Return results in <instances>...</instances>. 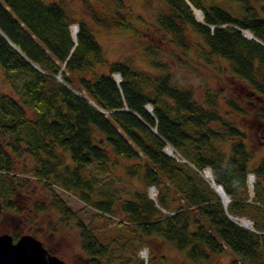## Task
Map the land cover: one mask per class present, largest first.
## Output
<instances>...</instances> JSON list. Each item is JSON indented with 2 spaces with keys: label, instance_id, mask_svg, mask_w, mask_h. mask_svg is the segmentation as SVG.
<instances>
[{
  "label": "trees",
  "instance_id": "obj_1",
  "mask_svg": "<svg viewBox=\"0 0 264 264\" xmlns=\"http://www.w3.org/2000/svg\"><path fill=\"white\" fill-rule=\"evenodd\" d=\"M165 1L155 24L178 56H199L224 79L221 88L207 84L202 100L159 55L151 58L156 71L109 59L90 24L73 17L63 0H0V70L22 78L14 94L0 90V215L27 222L32 215L20 197L32 177L49 193L48 201L32 202L33 215L53 210L64 223L75 219L80 264H159L163 259L156 263L152 253L147 260L139 254L154 238L186 250L192 263L264 264V155L256 156L264 148V16L252 0H238L239 15L215 0ZM114 2L113 14L95 19L130 26L121 12L125 0ZM228 77L244 92H235L234 82L226 90ZM232 114L251 115L257 125L251 132ZM22 158L33 164L16 171ZM119 164L139 186L115 185ZM205 168L228 195L227 206ZM56 188L73 192L104 221L117 219L118 229L84 222ZM235 216L250 219L252 228ZM10 233L21 235L16 226Z\"/></svg>",
  "mask_w": 264,
  "mask_h": 264
},
{
  "label": "rangeland",
  "instance_id": "obj_2",
  "mask_svg": "<svg viewBox=\"0 0 264 264\" xmlns=\"http://www.w3.org/2000/svg\"><path fill=\"white\" fill-rule=\"evenodd\" d=\"M63 1L70 9L73 17L79 20H85L90 24L91 31L101 43L104 52L109 59L129 60L137 68L156 71L151 62V58L159 55V57L170 65L180 82L193 84L197 97L200 100L203 99L204 89L207 84L221 88V81L224 79L216 78L213 68L206 65L202 59L195 54H193V58L186 57L182 54L179 57L178 49L171 42L170 35L165 33L155 24L157 14L160 11L168 9V4L165 0H125L126 6L122 8L121 12L126 16V19L131 22V25L126 27H121L122 25L118 26L117 24H105L97 21L94 17V14L102 17L113 14L116 10L114 0ZM215 1L236 15L242 13V7L238 0ZM252 1L257 5L261 15L264 16V0ZM196 39H200L199 35H196ZM147 52H149V54ZM27 78L28 76H26L25 79ZM232 80L234 79L230 77L225 78V89L228 91L231 90L233 87L231 82H234L237 87L235 92H238L240 89H242L241 92H244L241 83ZM21 81L22 78L20 75L16 73H10L7 75L4 71L0 70L1 91L14 94L13 84ZM223 108H227L224 102ZM28 111L29 116L33 117L34 111L32 109H28ZM232 117L242 123L243 127L246 129L249 127L248 130L251 132L257 125V122L253 121L254 118L251 115H248L245 120H241L242 118L239 114H232ZM261 155H264V148H262L260 144L256 156L260 157ZM23 162H26L28 167H31L33 164L31 158H22V160H17L14 169L16 171L20 170ZM120 162L127 163L128 161L124 160ZM113 170L115 176L119 178L115 185L119 187L124 186L130 190H133L134 187L140 185L139 179L136 177H130L125 173L122 164L114 166ZM31 179L30 185L24 188L25 195L20 197V201L30 208L26 210L27 212L29 210V214L32 216H29L27 222L25 221L23 223V221L19 220V217L16 215H6L5 217L0 215V232L10 233L12 228L16 226L21 234L31 233L35 235L34 231L39 229L42 232L40 233L39 231L37 237L44 243V245L54 248V253L62 257L68 264H80L78 262L80 256L83 255L81 254L83 253V250L75 219H70L69 222L64 223L60 220L58 213L53 210L50 213L44 212L39 213L37 216L36 214L33 215L34 210L32 209V202L40 198L48 201L49 193L44 190L40 182L35 181L32 177ZM56 190L66 202L76 210L78 216L81 217L84 222H94L106 231L112 229V231H116L118 229L116 227L117 219L108 223L103 220L97 209L87 205L73 192L64 191L60 188H56ZM122 196L126 197L128 194L122 193ZM53 224L56 227L55 229ZM150 243L151 248L146 245L144 248L142 247L141 250L145 249L147 251L148 258L152 253L156 263L163 259L159 264H205L202 262L192 263L187 259L186 250L177 248L171 241L154 238L151 239ZM141 250H139V254L144 256L141 254Z\"/></svg>",
  "mask_w": 264,
  "mask_h": 264
},
{
  "label": "water",
  "instance_id": "obj_3",
  "mask_svg": "<svg viewBox=\"0 0 264 264\" xmlns=\"http://www.w3.org/2000/svg\"><path fill=\"white\" fill-rule=\"evenodd\" d=\"M192 8L194 9L196 14L197 12L200 11L193 6ZM202 19L203 17L200 18L199 20ZM245 30H249V29H243V33L247 37L261 41L253 33L250 36L247 35ZM74 38L76 39V35H74ZM85 97L95 106H97L92 99H90L87 96ZM249 185H250V191L251 193H253V183ZM213 186L222 196L224 204L225 206H227L229 202V197L225 193L222 185L215 183ZM0 211H1V201H0ZM245 226L251 227L249 225H245ZM0 264H68V263L56 253L51 252L37 236L31 233H23L15 240L11 233L0 232Z\"/></svg>",
  "mask_w": 264,
  "mask_h": 264
},
{
  "label": "built area",
  "instance_id": "obj_4",
  "mask_svg": "<svg viewBox=\"0 0 264 264\" xmlns=\"http://www.w3.org/2000/svg\"><path fill=\"white\" fill-rule=\"evenodd\" d=\"M78 29H79V26H78L77 23L71 24V31H72L73 34H76ZM115 76H116V78H119L118 74H115ZM57 77L62 80L60 75H58ZM146 106H147L148 109L152 108V105L150 103L146 104ZM165 149H166V152H168L169 154L174 155L177 158H181V156L177 152H175L174 149L170 145H167ZM181 159H184V158H181ZM201 172L211 182L212 185H214L216 183L214 181L213 174H212V172H211V170L209 168H205ZM248 180H249V184L254 183V181H255L254 173L250 172L248 174ZM150 193H151V196L155 198L156 193H157V189H156L155 186H150ZM146 252L147 251L145 249L141 250V254L144 255L143 257H145L146 260H147L148 257H147V253Z\"/></svg>",
  "mask_w": 264,
  "mask_h": 264
},
{
  "label": "bare ground",
  "instance_id": "obj_5",
  "mask_svg": "<svg viewBox=\"0 0 264 264\" xmlns=\"http://www.w3.org/2000/svg\"><path fill=\"white\" fill-rule=\"evenodd\" d=\"M197 16H198V18H202L203 17V13H202V11H199V12H197ZM245 32H246V34L247 35H252V32L250 31V30H245ZM225 200H226V198H225ZM235 219H237L238 221H242V223H245L246 225H252V221L251 220H249V219H246L245 217H237V216H235L234 217Z\"/></svg>",
  "mask_w": 264,
  "mask_h": 264
}]
</instances>
